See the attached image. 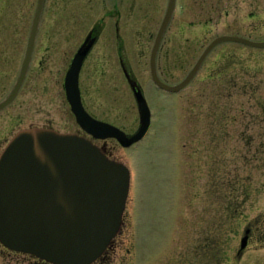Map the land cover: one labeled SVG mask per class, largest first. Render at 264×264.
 Instances as JSON below:
<instances>
[{
    "label": "rangeland",
    "instance_id": "rangeland-1",
    "mask_svg": "<svg viewBox=\"0 0 264 264\" xmlns=\"http://www.w3.org/2000/svg\"><path fill=\"white\" fill-rule=\"evenodd\" d=\"M136 1L147 5L154 37L168 0ZM52 5L46 1L40 26L65 23L64 10ZM223 34L264 39V0H176L162 44V64L173 76L167 82L182 80ZM138 81L151 111L149 128L113 153L130 171L116 238L124 264H264V127L258 120L264 118V48L217 44L178 92L158 89L149 77ZM88 84L94 114L133 134L139 114L125 80ZM250 222L256 230L238 255Z\"/></svg>",
    "mask_w": 264,
    "mask_h": 264
},
{
    "label": "water",
    "instance_id": "water-1",
    "mask_svg": "<svg viewBox=\"0 0 264 264\" xmlns=\"http://www.w3.org/2000/svg\"><path fill=\"white\" fill-rule=\"evenodd\" d=\"M43 1L37 2L30 45L40 21ZM175 2L168 0L151 52L152 79L160 88L170 92L184 88L210 50L221 42L264 47V39L219 35L204 48L183 80L172 85L162 82L156 75L154 59ZM84 50L74 56L64 82L76 121L93 136L115 138L124 147L141 140L149 127L150 110L134 83L131 88L138 105L140 125L132 135L93 118L83 108L78 73ZM19 82L20 79L12 93L0 102V109L12 100ZM129 184L128 167L108 158L84 136L44 127L21 129L0 153V242L56 264H87L102 254L120 231ZM247 239L245 232L240 239L239 252L246 247Z\"/></svg>",
    "mask_w": 264,
    "mask_h": 264
},
{
    "label": "flooded vegetation",
    "instance_id": "flooded-vegetation-1",
    "mask_svg": "<svg viewBox=\"0 0 264 264\" xmlns=\"http://www.w3.org/2000/svg\"><path fill=\"white\" fill-rule=\"evenodd\" d=\"M46 1L52 2L54 11L55 8L64 10L65 23L40 26V19L30 45L32 19L30 24L24 22L32 12L34 15L38 0H0V102L12 93L20 79L14 97L0 109V144H6L20 129L44 127L82 135L106 156L115 159L114 149L119 145L115 138L95 137L77 123L66 96V73L74 56L86 49L78 73L82 106L92 117L124 130L89 108L88 82L102 80L109 84L123 79L133 94L131 83L143 92L138 77H149L164 91L153 82L151 73V50L159 27L153 37L150 11L145 10L146 4L140 5L136 0H129L123 8V0H44L42 12ZM164 34L157 46L154 68L157 77L170 84L167 80L173 76L161 61ZM257 81V86L263 83V79ZM244 85L245 91L252 94L251 85L247 82ZM258 120L264 127L263 116ZM255 230L254 223L246 224L243 235L247 232V243ZM119 234L101 255L87 264H124L128 259L117 248ZM0 264L56 263L0 242Z\"/></svg>",
    "mask_w": 264,
    "mask_h": 264
}]
</instances>
